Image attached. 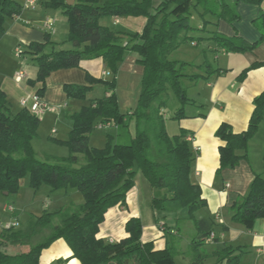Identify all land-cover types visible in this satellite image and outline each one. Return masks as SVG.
I'll return each mask as SVG.
<instances>
[{
  "label": "trees",
  "instance_id": "obj_1",
  "mask_svg": "<svg viewBox=\"0 0 264 264\" xmlns=\"http://www.w3.org/2000/svg\"><path fill=\"white\" fill-rule=\"evenodd\" d=\"M244 1L261 3L263 0ZM46 5L61 10L66 16L69 32L65 43H71L72 48L46 52V47L54 43L49 33L45 34L44 42L28 44L26 53L34 56L37 65L36 78L29 79L28 84L40 85L35 94L43 100L52 72L80 67L81 62L88 59L102 58L112 79L103 80L87 74L88 82L101 84L109 91L106 96L92 100H86L92 86H64L67 97L87 103L70 115L73 125L68 138H53L68 147L70 155H45L42 159L37 157L32 143L38 135L42 114L31 112L29 107L13 112L12 102L0 85V193H17L22 181L28 178L34 191L46 185L52 191L76 189L83 195L81 203H71L53 211L46 208L41 214L30 216L18 228H0V264H40L43 250L58 239L67 242L73 256L82 264H157L172 259L170 248L166 254L155 255L153 242L142 241L143 223L139 217L127 221L125 228L129 236L118 242L98 237L106 212L126 202L138 172L153 190L165 191L164 197L153 198L155 207L160 209L168 201H177L188 209L189 218L196 222L200 231L192 243L191 264H205L209 254L201 252L200 248L215 230V223L210 217L196 219L195 213L206 207L207 201L201 186L191 179L194 151L187 139L189 132L181 129L178 134L170 135L165 117L169 89L186 104L189 98L183 80L198 75H189L185 68L190 63L172 59L171 55L183 44L196 39L191 35L195 29L190 22L193 6L201 5L204 14L229 20L238 17L235 8L223 0H166L158 6H154L152 0H76L73 5H68L66 0H48ZM22 10L23 4L18 0H0V41L8 20L20 15ZM140 16L146 18L140 32L114 29L102 23L109 17ZM263 37L248 42L238 35L229 37L213 32L210 39L227 52H247L255 50ZM127 51L138 56L143 76L138 104L125 114L120 111L116 88L117 75ZM263 65L264 62L251 65L240 74L239 81H243L250 70ZM206 67L207 72L220 73L210 64ZM253 103L254 110L245 131L235 133L227 123L218 127L216 136L224 144L219 147L217 174L237 167L248 158L249 142L264 122V91ZM185 117L184 106H180L171 119ZM109 122L121 127L118 141L108 136L104 147L91 146L90 135L95 126ZM232 218L240 223L264 218V173L255 174L248 194L235 205ZM237 251L238 248L227 245L213 255L218 257L217 264L225 260L226 264H239L241 253Z\"/></svg>",
  "mask_w": 264,
  "mask_h": 264
},
{
  "label": "crops",
  "instance_id": "obj_2",
  "mask_svg": "<svg viewBox=\"0 0 264 264\" xmlns=\"http://www.w3.org/2000/svg\"><path fill=\"white\" fill-rule=\"evenodd\" d=\"M18 1L23 4L26 0ZM38 1L39 5L35 9H23L20 15L8 20L6 32L0 43L9 38L12 44L22 41L28 47V44L33 41L44 42L45 34L49 33L54 42L53 45L61 44L62 48L66 45L65 41L69 32L66 16L64 14L52 15L51 8L46 5L48 0ZM152 1L154 6H158L166 0ZM223 2L235 8L238 15L236 19L229 20L218 18L211 13L204 14L201 5L192 7L203 18L197 26L192 25L198 37L205 43L200 54L203 62L194 64L184 60L190 63L185 68V72L189 75L197 76L199 71L206 73L207 64H210L214 70L219 69L220 73L207 72V76H203L202 84L197 81V78L190 76L184 78L183 84L187 82L189 87L196 85L193 93L185 89L186 96L189 98L186 104H182L179 100L180 106H184L187 117L166 120V129L170 135L178 134L181 129L189 132L187 139L194 151L191 179L201 186L203 198L207 201V206L198 209L195 216L196 219L210 217L215 223V230L212 232L215 234L214 240H209L211 233L200 248L201 252L209 254L205 264H217L218 257L213 253L227 245L238 248L237 252L241 253L239 264H264V218L249 223H240L232 218L235 205L248 194L255 174L264 173V122L257 135L249 142L248 158L241 161L237 167L224 170L222 174H217V170L220 167L219 147L224 142L216 136V131L222 123L231 125L235 133L245 131L254 110V99L264 91V65L250 70L245 79L239 81V76L245 69L255 63L264 62V0L261 3L244 0H223ZM47 18L55 20L54 29L47 30L44 27L43 24ZM122 22H126L127 28H133L132 32H140L146 18L143 16L109 17L102 20V23L108 26L110 24L120 25ZM213 32L229 37L238 35L248 42H256L262 37L263 40L253 51L227 52L213 39H210ZM191 35L193 36L192 32ZM198 42L199 39H194L189 44L197 46ZM208 53H212L214 60L217 61L216 66L208 61ZM29 56L34 58L31 54ZM137 57L134 52L127 51L117 75L119 94L134 92V96L132 97L131 94L129 97L132 111L136 108L140 96L143 76V67L137 62ZM16 70L11 73V76L1 78L0 85L9 99L14 97L21 101L35 94L40 85L33 87L28 84L29 79H35L37 69L33 71L35 76L32 75L33 72H28L26 79L20 83L13 78ZM105 71L110 72L107 64L102 58H97L82 61L80 67L52 72L47 79L46 92L43 97L48 108L42 115L52 113L56 114L57 119L63 120L64 115H68L69 108L77 112L87 103L85 100H74L67 97L64 91L66 84L92 86L86 100L106 96L109 92L106 87L101 84L93 85L87 80V74L95 78H103ZM32 104L33 101L30 99L28 106L31 107ZM64 121L67 122L65 123L68 132L67 139L72 129V120L64 119ZM108 127H114L118 137L121 127L114 123ZM2 194L5 195V193ZM155 196H157L156 190H153L144 175L138 172L135 185L128 192L126 202L119 203L106 212L98 237L108 242H118L129 236L125 228L127 221L131 217H139L143 223L142 241L144 243L153 242V254H166L168 248L173 252L172 259L161 260L157 264H191L194 254L192 243L200 234L196 222L190 219L189 214L183 210L181 216L176 217V224L169 225L161 218L160 209L153 204ZM45 205L48 206L49 202L45 201ZM5 206L6 203L0 200L1 221H9L11 218ZM40 264L82 263L73 256V251L67 242L64 239H58L49 248L43 250ZM221 264H226V260Z\"/></svg>",
  "mask_w": 264,
  "mask_h": 264
},
{
  "label": "rangeland",
  "instance_id": "obj_3",
  "mask_svg": "<svg viewBox=\"0 0 264 264\" xmlns=\"http://www.w3.org/2000/svg\"><path fill=\"white\" fill-rule=\"evenodd\" d=\"M50 13L54 16L56 14L58 16L63 14L61 10L56 11V9H52V8L50 10ZM202 19L203 18L199 15V13L194 8H192L190 12L191 25L197 26L199 23L203 21ZM54 27L52 29H54ZM110 27L119 30L122 29L125 31H131V32L133 31V28H131L130 26H129L130 28H127L128 26H126V22H122L120 25L110 24ZM192 33L194 38L199 39L198 42L199 44L197 46H192L191 44H189L190 42L183 44L180 50L172 55L173 59H179L183 61L188 60L194 64L197 63L200 64L203 62L200 54L203 51V48L205 47V43L200 37H198L197 31L193 30ZM71 48H72V44L68 42L63 48L61 47V44H54V45L49 44L46 47V52L48 53L52 52L54 49L60 50V49H71ZM17 49H19L20 52L22 53L20 56L16 55ZM26 50H27V45L25 42L22 41L16 44H12V41H10L9 38H7L6 40L0 43V79L4 78L5 76H11V73H13L15 69L17 70L15 71L13 78L15 77L16 72L20 70L26 73V77L28 76V72L30 73L36 71L37 65L35 63V60L32 59L28 53H26ZM208 61L213 66H216L217 61L214 60L212 53H208ZM205 72L206 73H203L202 71L198 72L199 75L197 77V81H199L200 84L204 82L203 76L204 75L207 76L206 68H205ZM32 75L35 76V73ZM102 79L111 80L112 74L110 73L109 75H104ZM184 88L185 89L187 88L189 93H193V90L196 89V85L189 87V85H187V82H185ZM122 93L123 94L120 95L116 88L117 96L121 97V98L118 97L120 111L121 112L123 111L122 113L128 114L132 111L130 109L131 101L129 97L131 96V94L133 97L134 92L130 91L129 93L126 94L124 92ZM169 95H170L169 102L165 109L167 121L171 120V117L175 114V112L179 109L181 105L179 98L172 89H169ZM10 100L12 102L11 109L13 112H17L24 107L21 105L20 100H17L14 97H11ZM137 104H138V100H137ZM73 113L75 112H73L72 109L69 108L68 115L65 114L63 120L57 119L56 114H52V113H46L44 115H40L41 120L38 129V135L33 139L32 142L34 151L39 159H42L45 155H52L57 157H66L70 155L69 148L58 143L54 139H58V140L66 139L68 132H67V125L65 124L67 122H65L64 119H67V121L71 119L73 125V119L70 116ZM53 130H55V133H53ZM131 131L133 133L135 132V126L133 124L131 125ZM108 136H112L114 141H118L117 131L115 130L114 127L110 128L106 126L99 128L95 126L94 130L90 135L91 146L98 148L104 147L108 141ZM164 193L165 192H163V190L160 189L156 190V194L158 197H164ZM0 200H2L6 204L11 203L14 205V207L17 210V214L19 215L17 217L21 225V224H25V222L28 220L30 216L39 215L46 208L50 211H53L55 209H58L59 207H64V206L68 207L71 203H81L83 201V195L76 189L52 191L50 187L46 185L42 186L39 190L34 191L29 186V179L25 178L22 181L21 188L17 193L11 195H3L2 193H0ZM45 201L49 202L48 206L45 205ZM32 204L36 205V207H33ZM183 210L184 212H186V214H188V209L185 208L181 203L177 201H169L166 202L160 208L159 211L161 214V218L163 220H166L169 225H174L177 222L176 217L181 216Z\"/></svg>",
  "mask_w": 264,
  "mask_h": 264
},
{
  "label": "built area",
  "instance_id": "obj_4",
  "mask_svg": "<svg viewBox=\"0 0 264 264\" xmlns=\"http://www.w3.org/2000/svg\"><path fill=\"white\" fill-rule=\"evenodd\" d=\"M38 5H39L38 0H26L23 3V9L24 10H32V9H35ZM54 24H55V20L53 18H47L44 21V27L47 28L48 30H51L53 28ZM21 54L22 53L20 52V50L17 49L16 55L20 56ZM110 73L111 72H109V71H105L104 75H109ZM14 79L18 83L23 82L26 79V73L22 70L17 71ZM30 99H32V101H33V104L31 107L28 106ZM21 105L24 107H29L31 112L36 113V114H42L48 108L47 105L43 102V100L37 94H33L27 98L22 99ZM111 124H112L111 122H109L107 124H99L98 127L102 128V127L110 126ZM5 209L11 218L9 221H1L0 220V228H3V229L18 228L20 226V222H19V219L17 217V210L14 207V205L11 203L6 204ZM16 218H17V220H16ZM214 238H215V234L212 233L209 236V240L212 241V240H214Z\"/></svg>",
  "mask_w": 264,
  "mask_h": 264
},
{
  "label": "water",
  "instance_id": "obj_5",
  "mask_svg": "<svg viewBox=\"0 0 264 264\" xmlns=\"http://www.w3.org/2000/svg\"><path fill=\"white\" fill-rule=\"evenodd\" d=\"M76 0H66V3L68 5H73L75 3ZM5 195H8V192H5Z\"/></svg>",
  "mask_w": 264,
  "mask_h": 264
}]
</instances>
